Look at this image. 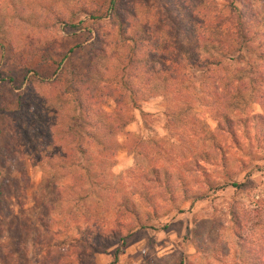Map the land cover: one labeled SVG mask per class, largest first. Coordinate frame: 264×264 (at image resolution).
Wrapping results in <instances>:
<instances>
[{
    "label": "rangeland",
    "instance_id": "rangeland-1",
    "mask_svg": "<svg viewBox=\"0 0 264 264\" xmlns=\"http://www.w3.org/2000/svg\"><path fill=\"white\" fill-rule=\"evenodd\" d=\"M13 1L14 11L0 0V33L13 38L0 39V264H264V60L231 62V77L254 82L225 102L197 77L187 93L138 96L114 159L90 164L102 172L96 189L83 177L72 195L70 173L81 174L85 159L68 169L66 157L55 159L57 142L46 148L40 133L20 130L26 113H38L36 98L57 94L28 85L22 61L29 50L49 53L44 83L59 61L86 70L94 37L70 30L84 19L64 9L103 0ZM143 1L159 12L181 0ZM247 2L264 25V0ZM58 13L65 24H53Z\"/></svg>",
    "mask_w": 264,
    "mask_h": 264
},
{
    "label": "trees",
    "instance_id": "trees-1",
    "mask_svg": "<svg viewBox=\"0 0 264 264\" xmlns=\"http://www.w3.org/2000/svg\"><path fill=\"white\" fill-rule=\"evenodd\" d=\"M244 1L181 0L151 12L143 0H103L64 9V14L73 12L84 19L75 25L70 21V30L86 31L94 37L90 62L84 71L73 65L62 66L61 61L53 63L54 79L44 83L40 69L52 62V57L44 50L27 51L22 69L31 76L26 83L51 86L57 94L42 99L39 105L38 99H33L39 111L26 113L20 130L25 136L33 130L40 133L46 148L57 142L62 154L59 152L55 159L66 157L68 169L78 168V156L85 159L87 167L81 174L70 173L68 190L72 195L84 179L89 189H96L95 179L101 178L102 172L91 174L94 170L90 164L94 161L99 168L114 159L118 149L115 137L129 123L125 110L128 105L136 106L138 96L143 101L148 96L187 93L196 77L201 79L200 87H210L223 102L246 92L254 79L231 77L228 68L231 62L247 64L251 56L264 60V25ZM4 5L14 11L13 0H6ZM52 20L53 24H65L59 13ZM103 26L109 29L106 35L99 33ZM9 35L3 30L0 39L4 45L13 46ZM42 42L40 39L37 44ZM0 48H4L2 43ZM24 49L28 50L26 46ZM16 105L21 108L22 102ZM221 119L228 123L226 116ZM169 120L178 121L173 117ZM65 168L60 165V169Z\"/></svg>",
    "mask_w": 264,
    "mask_h": 264
}]
</instances>
